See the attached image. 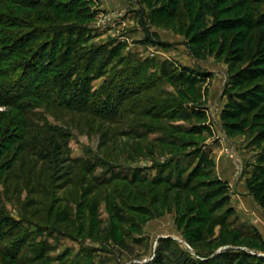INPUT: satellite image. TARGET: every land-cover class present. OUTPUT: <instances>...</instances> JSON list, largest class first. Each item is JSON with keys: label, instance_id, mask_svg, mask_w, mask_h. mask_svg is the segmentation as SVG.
Segmentation results:
<instances>
[{"label": "rangeland", "instance_id": "1", "mask_svg": "<svg viewBox=\"0 0 264 264\" xmlns=\"http://www.w3.org/2000/svg\"><path fill=\"white\" fill-rule=\"evenodd\" d=\"M117 1L115 10L103 0H51L31 10L0 0V20L11 15L39 30L32 43L47 48V60H60L73 34L70 58L83 57V67L92 68L95 99L113 93L127 69L137 74L126 79L108 116L95 112L104 109L98 104L86 112L54 104L33 111L30 120L45 137L34 128L33 136L54 135L57 150L15 156L14 176L1 175L0 205L21 232L0 240L16 256L12 262L0 254V264H264V211L235 197L231 182L229 200L219 195L213 157L221 150L229 158L221 142L230 138L243 162L244 189L264 183V95H254L264 89V27L253 22L264 25V0ZM171 9L177 17L164 18ZM239 17L250 28L217 29ZM10 20L9 32L33 31ZM195 35L207 40L192 46L200 51L197 62L190 53ZM219 64L226 79L217 75L210 98ZM196 65L206 73L191 81ZM50 86L57 87L47 93ZM225 90L240 97L234 123L241 131L232 136L219 113ZM1 113L10 108L0 106Z\"/></svg>", "mask_w": 264, "mask_h": 264}, {"label": "trees", "instance_id": "2", "mask_svg": "<svg viewBox=\"0 0 264 264\" xmlns=\"http://www.w3.org/2000/svg\"><path fill=\"white\" fill-rule=\"evenodd\" d=\"M4 1L5 3H8L9 6L21 7L22 5L24 9L33 10L35 7H38V4L46 5L50 3L51 0ZM219 1L221 4L228 2V0ZM142 4L143 3H141V5ZM7 10L12 9L10 8ZM143 13L144 9L142 8L139 14ZM23 15L35 18V15H28L27 13H23ZM163 16L167 19L177 17L173 9H171L167 15ZM9 18L12 20L15 19L11 15H8L3 18V21L0 20V106H6L10 108L11 111V113L0 114V158H3L4 156L8 158L3 163L0 162V179L1 175L6 172L12 173V176H14L13 172L17 170V166L15 165L16 160H14L15 156L19 157L22 154L25 156L26 152L31 151L34 148L46 151L47 148H51L52 150L56 147L57 143L55 142L56 137L54 135L49 137L48 141L47 138H44L42 141L41 137L33 136V134L37 133L38 135L45 137L43 130L39 129V127L30 120L33 116V111L39 109L42 105L50 108L49 106L54 104L67 109L74 108L79 109V112H82V110L83 112H86L91 109L95 111V105L98 104L104 109L101 112H95L108 116L110 112H112V101L117 100L119 96L125 95L123 92L126 85V79L130 81V83L133 81V78H136L137 80V74L135 75L127 69L123 72V79L115 82L116 85L113 83V93L109 94L105 99H95L91 91L92 68L90 66H88V68L86 66L83 67L82 63L86 61L83 57L74 55L70 58V54L76 52L73 34L67 37L69 40L67 46L68 50L60 54L62 57L60 59L61 61L56 57L47 60V54L43 55L44 52L46 53L47 48H36L32 43L36 42L38 37L42 36L38 32L39 30H36L34 26L32 27V25H29V23L25 21H18L19 19H16L17 21L13 20V23L16 25L14 27L21 25L23 27L20 28L26 27L33 31H28L26 33L9 32V26L12 24L10 23L11 20ZM249 20L251 21L253 19L250 18ZM253 22H255L254 25L256 24L255 26L258 28L264 27L262 21L253 20ZM253 26H251V28H253ZM244 28H250L249 21L246 23V21L240 17L236 19L221 20L217 23V29L224 33ZM151 36L154 35L151 34ZM151 36L149 35V39ZM53 41H55V44L52 45V48L56 49V38L53 39ZM206 44L207 40L201 35H195L192 37L190 42V53L196 62L200 59V51H198V49L200 47H205ZM194 45L198 46V49H193L192 46ZM63 48L64 47H62V49ZM55 53L58 54V52ZM17 60L21 61L17 62ZM260 62L261 63L258 65H264V58H262ZM15 67H17L16 70L13 69ZM193 70L196 72L194 73L192 71L188 75V78L191 79V81L199 79L202 74L206 73L205 70L197 65ZM236 78L238 79V77ZM49 85H56L57 87L50 86L54 91L47 93V87ZM257 88L258 89H255L254 91V95H264V89H261V87ZM224 96H227L228 102L224 106L221 119L223 129L227 136H232L234 133L241 131L239 126L234 123V121L237 120L238 112L241 109L239 103L240 97H237L234 93L228 92L227 90H225ZM97 108L99 109V107ZM195 113L203 120L207 117L204 113L196 111ZM33 128L36 130L35 133L32 132ZM198 130L199 129H196V132H198ZM50 131L55 132L56 129H50ZM27 136H29L30 142L26 140L25 137ZM47 142L51 145L47 146ZM217 182H219L217 185L219 195L224 196L225 200H229L230 187L228 183L222 180ZM248 187L249 195L252 196L255 202L264 211V183L259 185V187H255L250 182ZM229 213L231 215L234 214L232 210H230ZM18 224L19 223L9 217L5 208L0 205V240H6V235L8 234L12 235L16 232L15 235L19 234L21 231L16 229ZM21 241L22 244H26L27 242L20 239L19 243H21ZM190 247L192 246L190 245ZM245 253L247 257H255V255H252L247 251ZM0 254H3L5 258L12 260V262L16 260V256L12 252L1 249V246Z\"/></svg>", "mask_w": 264, "mask_h": 264}, {"label": "crops", "instance_id": "3", "mask_svg": "<svg viewBox=\"0 0 264 264\" xmlns=\"http://www.w3.org/2000/svg\"><path fill=\"white\" fill-rule=\"evenodd\" d=\"M103 2H105V5L110 6L111 10H115V8H118L122 3V1L120 2L117 0L116 1L103 0ZM225 67H226L225 65L222 66L221 64H219L217 67L215 66L213 69V72L215 73V78L212 79L211 91L209 93L210 98L216 96V93H217L218 88H219V86H218L219 83L216 81V79L218 78L217 75L221 74L222 77H224L226 79L227 74H226V68ZM220 99L222 100L223 103L225 102L222 94H220ZM224 104H222V106ZM222 109L219 112L220 114L222 113ZM219 117H220V115H219ZM221 143L222 144L226 143V145L229 148V151L235 153L236 160L232 159L228 154H227V156L229 158L222 157L220 155L221 150H219V151L214 150L213 151V154H214L213 157L215 158L214 162H215L216 171H217L218 175L220 176V178L223 181H225L227 183L231 182L233 190L236 191L235 197H239V198L243 197L247 201H251L252 204L254 205V207L256 208L258 204L255 202L254 199H252V197H249L248 191L246 189H244V187H243L244 186L243 172H241V169H240L243 166V162L241 160L240 153L237 150V147H236L234 141L231 140L230 138H228L227 140H224Z\"/></svg>", "mask_w": 264, "mask_h": 264}, {"label": "built area", "instance_id": "4", "mask_svg": "<svg viewBox=\"0 0 264 264\" xmlns=\"http://www.w3.org/2000/svg\"><path fill=\"white\" fill-rule=\"evenodd\" d=\"M228 155H229L232 159H235V160H236V155H235V153L228 151Z\"/></svg>", "mask_w": 264, "mask_h": 264}]
</instances>
